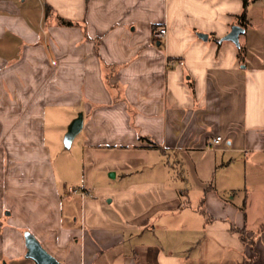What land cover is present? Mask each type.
Instances as JSON below:
<instances>
[{
	"label": "crops",
	"instance_id": "0c3cea01",
	"mask_svg": "<svg viewBox=\"0 0 264 264\" xmlns=\"http://www.w3.org/2000/svg\"><path fill=\"white\" fill-rule=\"evenodd\" d=\"M253 1L0 0V264H264Z\"/></svg>",
	"mask_w": 264,
	"mask_h": 264
},
{
	"label": "water",
	"instance_id": "95a60500",
	"mask_svg": "<svg viewBox=\"0 0 264 264\" xmlns=\"http://www.w3.org/2000/svg\"><path fill=\"white\" fill-rule=\"evenodd\" d=\"M245 31L244 27L235 24L232 26L230 32L226 34L221 40H229L240 46V34ZM204 39L208 38L207 34L200 33ZM83 126V113L80 112L76 118L71 122L65 136V145L70 146L74 137L81 131ZM25 244L27 248L26 257L32 259L35 264H62L55 256L48 252L42 243L30 232H25Z\"/></svg>",
	"mask_w": 264,
	"mask_h": 264
},
{
	"label": "built area",
	"instance_id": "2783aa9c",
	"mask_svg": "<svg viewBox=\"0 0 264 264\" xmlns=\"http://www.w3.org/2000/svg\"><path fill=\"white\" fill-rule=\"evenodd\" d=\"M168 36V29H167V27H158V28H156L155 30H154V38L156 39V40H162V39H164V38H166ZM170 64H174V62L173 61H171L170 62ZM222 140V137L221 136H217L216 138H214L211 142H210V144H209V147L211 148V149H213V148H215V146L218 144V143H220V141ZM72 191H76V190H74V189H71ZM83 193V192H82Z\"/></svg>",
	"mask_w": 264,
	"mask_h": 264
},
{
	"label": "trees",
	"instance_id": "16d2710c",
	"mask_svg": "<svg viewBox=\"0 0 264 264\" xmlns=\"http://www.w3.org/2000/svg\"><path fill=\"white\" fill-rule=\"evenodd\" d=\"M50 9L51 8L49 6H47L46 12L48 13L50 11ZM246 9H247V2L245 3L244 10L240 14H238V15L235 16L236 19L238 20V23H240L243 26H247L248 25L247 10ZM63 24H65V25H67V24L68 25H71L72 22L71 21H67V20H63ZM243 49H244L243 46H240L239 47V50L240 51H242ZM244 240H246L245 237H244Z\"/></svg>",
	"mask_w": 264,
	"mask_h": 264
},
{
	"label": "rangeland",
	"instance_id": "374dc122",
	"mask_svg": "<svg viewBox=\"0 0 264 264\" xmlns=\"http://www.w3.org/2000/svg\"><path fill=\"white\" fill-rule=\"evenodd\" d=\"M252 2H254V1H253V0H251V3H252ZM54 124H55V123H54ZM65 148H66V147H65ZM65 150H70V149H68V147H67Z\"/></svg>",
	"mask_w": 264,
	"mask_h": 264
}]
</instances>
